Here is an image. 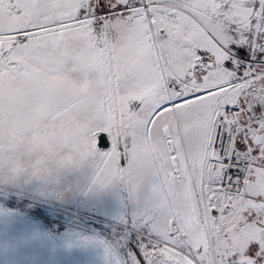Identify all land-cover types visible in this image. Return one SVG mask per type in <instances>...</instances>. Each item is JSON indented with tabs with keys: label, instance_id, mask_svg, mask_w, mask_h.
Listing matches in <instances>:
<instances>
[{
	"label": "snow or ice",
	"instance_id": "obj_1",
	"mask_svg": "<svg viewBox=\"0 0 264 264\" xmlns=\"http://www.w3.org/2000/svg\"><path fill=\"white\" fill-rule=\"evenodd\" d=\"M0 264H264V0H0Z\"/></svg>",
	"mask_w": 264,
	"mask_h": 264
}]
</instances>
